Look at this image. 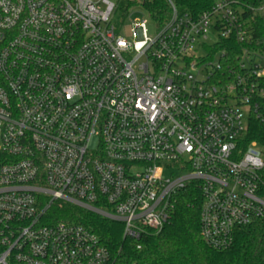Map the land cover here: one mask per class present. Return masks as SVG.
Wrapping results in <instances>:
<instances>
[{
  "label": "built area",
  "instance_id": "obj_1",
  "mask_svg": "<svg viewBox=\"0 0 264 264\" xmlns=\"http://www.w3.org/2000/svg\"><path fill=\"white\" fill-rule=\"evenodd\" d=\"M168 1V22L133 20L128 39L113 0H0V264H115L92 229L49 221L61 204L139 240L196 186L217 250L264 216V148L244 141L264 50L237 1L200 13ZM228 39L240 51L224 68L213 48Z\"/></svg>",
  "mask_w": 264,
  "mask_h": 264
},
{
  "label": "trees",
  "instance_id": "obj_2",
  "mask_svg": "<svg viewBox=\"0 0 264 264\" xmlns=\"http://www.w3.org/2000/svg\"><path fill=\"white\" fill-rule=\"evenodd\" d=\"M179 11L200 13L216 0H173ZM244 9V17L252 31L253 44L264 50V0H235ZM141 5L150 18L165 24L172 15L168 0H128L119 7ZM214 50L224 52V68L236 64L240 44L228 39ZM245 144L256 141L264 148V99L256 113L250 116ZM264 183V170L262 171ZM264 194V185L262 188ZM201 193L192 186L179 192L170 221L160 231H149L141 239L123 234V225L101 215L61 204L49 214V221L65 219L81 223L96 232L107 246L115 264H264V216L235 230L233 244L225 250L213 249L201 236Z\"/></svg>",
  "mask_w": 264,
  "mask_h": 264
},
{
  "label": "rangeland",
  "instance_id": "obj_3",
  "mask_svg": "<svg viewBox=\"0 0 264 264\" xmlns=\"http://www.w3.org/2000/svg\"><path fill=\"white\" fill-rule=\"evenodd\" d=\"M117 8L112 16V24L116 27V31L118 34L125 36L128 39L133 38L132 32V21L133 20H141L145 17H148L147 11L139 4L131 6L126 9L124 7H119L122 1L128 0H113ZM131 14V15H130ZM148 27V34L154 37L158 33V27L152 21H149L147 24ZM208 45L213 46L216 42L215 36H210L207 40Z\"/></svg>",
  "mask_w": 264,
  "mask_h": 264
}]
</instances>
